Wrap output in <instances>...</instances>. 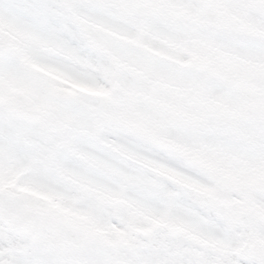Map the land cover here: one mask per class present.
Wrapping results in <instances>:
<instances>
[{
  "label": "flooded vegetation",
  "instance_id": "flooded-vegetation-1",
  "mask_svg": "<svg viewBox=\"0 0 264 264\" xmlns=\"http://www.w3.org/2000/svg\"><path fill=\"white\" fill-rule=\"evenodd\" d=\"M57 1L52 0L54 4ZM185 1L179 8L180 23L172 27L171 0H152L151 9L159 15L161 25L151 35L154 39L143 33V26L136 35L132 19L119 18V12L113 15L111 9L103 7L108 16L101 13L100 25L110 27L100 29L105 59L117 77L129 74L133 82L108 88L112 96L103 97L101 102L74 98L44 108L56 116L39 127L47 130L52 122L66 121L67 133L54 131V137L66 135L73 151L83 150L88 173L117 177L110 183L101 178L102 186L135 191L138 202L149 204L148 224L167 239L166 224L155 225L152 209L160 207L165 197L173 200L179 214L172 225L212 241L199 236L207 231L200 216L203 209L229 213L235 226L247 221L264 229V221L247 212L251 206L264 212V66L257 71L251 66L253 61L264 62V35L254 41L249 38L252 28L264 29V12H255L247 0ZM113 2L129 1L110 0L107 4ZM259 4L264 10V0ZM150 15L144 14L142 25ZM174 38L189 63L186 67L146 53L147 48H154L173 55L164 41ZM252 52L258 54V60H252ZM199 63L209 69H199ZM215 73L230 81L215 78ZM156 79L163 82L155 85ZM80 99L84 104L78 103ZM77 124L91 132L84 141L77 135ZM121 137L144 145L152 154L133 150L120 142ZM87 146L104 151L135 171L127 172L98 159ZM257 161L261 166H253ZM219 196L229 199L227 207L217 203ZM21 197L29 205L39 202L26 194ZM144 217L139 214L134 221H144ZM215 247L212 243L206 251Z\"/></svg>",
  "mask_w": 264,
  "mask_h": 264
},
{
  "label": "rangeland",
  "instance_id": "rangeland-1",
  "mask_svg": "<svg viewBox=\"0 0 264 264\" xmlns=\"http://www.w3.org/2000/svg\"><path fill=\"white\" fill-rule=\"evenodd\" d=\"M109 1L59 0L57 1L58 6L56 2L55 7L45 8L40 13L28 12L30 20L9 21L7 18H0V39L9 41L14 47L13 56L0 62V99L28 109L38 107L36 105L52 108L55 103L71 101L74 95L77 96L78 93L68 86L71 80L99 89L113 86L116 74L107 75L109 66L112 65L110 61L108 66L102 60L98 46L91 41V37L87 36V32H84L87 25L80 21L79 17L86 18L88 24L96 23L101 20V13L107 15L102 12L103 7H107L111 9L113 15L119 12V18L124 16L132 19L135 22V25L131 26L133 33L139 35L143 26V33L150 37L159 30L161 25L159 15L151 9L154 6L152 0H146V3L144 0H128L130 4L124 2L107 4ZM247 1L248 3L252 1L260 3L262 0ZM11 2L12 0H2L0 11H7V6ZM185 5V0H171L169 6L172 7L170 10L172 27L180 23L179 8ZM258 5L261 7L260 4ZM145 13L151 15L145 21L146 24L142 25ZM53 20L59 23L60 30L66 36L76 41L83 55L75 54L56 39L55 29L51 23ZM96 27L100 31L108 26L97 25ZM88 32L91 35L97 31L88 29ZM142 35L144 39V34ZM151 38L154 39V36ZM137 39L139 38H134L133 41ZM165 45L177 55L179 60H182L181 47L175 38L165 41ZM104 48L102 47L103 50ZM257 55L252 52V60H258ZM53 58L69 62L82 71L94 73L96 78L84 80L72 76L60 64L55 63ZM262 63L253 61L251 65L258 67ZM105 93L107 94L106 91ZM54 131L66 134V121L52 122L47 130H43L41 127L20 124L0 112V168H7V162L3 156H8L11 168L20 166L18 171L11 172L10 175L6 170L0 171V185L7 186L15 193L25 194L19 188L23 179L38 183L46 186L45 188L49 189L59 203L55 207L56 201L49 203V199H46L47 202H33V205L48 218L47 230L45 229L38 248H29L23 238L10 233L6 234L0 225V264H165L164 258L167 264H264V237L259 240V237L264 235V229L254 228L244 222L240 224L248 231H239L227 212L217 214L216 211L210 212L204 209L200 212L207 226L203 223L207 231L201 232L200 235L205 237L217 233L213 239L216 241L215 237L218 236L221 239L219 241H222L217 248L205 252L194 250L182 243L166 240L165 235L154 230L153 224L134 221L135 217L140 214L139 212L147 215L149 204L142 205L144 202L139 199V205L138 199L135 198L137 193L131 189L106 191L98 184L99 186L92 187V191H87L88 198L83 203L79 201L75 193L69 194L68 191L62 190L61 186L54 189L51 184L40 179L41 175L38 172L30 169L39 158L43 145L47 141H53ZM76 131L82 141H84L82 135L88 137L91 134L89 130L81 133V126L78 124ZM90 139L93 143L97 142L94 138ZM58 140L65 142L68 138L66 135L58 136ZM65 150L66 147L61 144L59 152ZM67 158L64 157V160L71 162L70 166L73 167V171L87 170L83 161L73 159L68 154ZM54 165L60 170L58 160L54 161ZM25 170L27 173L24 176L18 174L19 171L25 172ZM72 174L69 172V175L72 176ZM78 179L79 174H76L74 179L72 177L71 181L66 178L67 183L71 184L69 188L74 190L78 188L76 185L79 182ZM80 180L84 181V178ZM121 193L124 194L126 200V209L120 213L111 212L108 208L109 202L116 194ZM70 196L75 198L70 200ZM164 199L160 207L159 205L156 208L152 207L156 226L173 224L178 221L179 214L174 210L173 200L170 201L169 197ZM261 199H264V195ZM77 204L80 205L75 210L77 213L75 217L61 219L70 215ZM61 205L68 208L62 210ZM262 206L264 207V201ZM66 220L71 222L68 223ZM140 222L142 224H139ZM87 232H98L104 235L114 247L111 250H97L98 248L77 245L79 235L84 236ZM223 233L232 236L230 237L232 242H224ZM140 246H144L143 249ZM243 249L252 250L254 253L251 252L248 256L249 253H244ZM154 250L162 252L163 261L154 260Z\"/></svg>",
  "mask_w": 264,
  "mask_h": 264
},
{
  "label": "water",
  "instance_id": "water-1",
  "mask_svg": "<svg viewBox=\"0 0 264 264\" xmlns=\"http://www.w3.org/2000/svg\"><path fill=\"white\" fill-rule=\"evenodd\" d=\"M11 53V45L6 41H0V59L10 56ZM0 108L20 119H25L34 123L45 120L47 114L40 111H25L5 101H0ZM113 205L114 207H121L123 205V201L118 199L113 203ZM258 216L259 218H264V215L258 214ZM0 222L5 227H7L9 231L20 233L28 238L31 242L37 241L41 237V215L34 209L27 207L19 198L9 196L3 190H0ZM22 222H24V224L21 226ZM15 226H19L21 230L18 229L15 231ZM168 232L172 237H179L194 246L206 247L205 244L202 246L200 241L186 234L179 228L169 227ZM83 242L96 243L102 246L112 247V245L107 240L99 237L97 234H87L83 239Z\"/></svg>",
  "mask_w": 264,
  "mask_h": 264
},
{
  "label": "snow or ice",
  "instance_id": "snow-or-ice-1",
  "mask_svg": "<svg viewBox=\"0 0 264 264\" xmlns=\"http://www.w3.org/2000/svg\"><path fill=\"white\" fill-rule=\"evenodd\" d=\"M0 2H2V0H0ZM52 7H55V4L52 2V0H12V2L7 6V11H0V18H7L9 21L30 20V17L27 15L28 12L40 13L43 9ZM51 23L55 29L56 39L64 47L69 48L75 54L83 55L76 41L66 36L60 30L59 23L55 20L51 21ZM53 60L55 63L60 64L64 68V70L67 71L70 75L75 76L79 79L92 80L96 78L94 73L82 71L80 68L69 62L59 60L57 58H53ZM73 111L75 112L76 110L73 109ZM120 142L126 144L128 147L132 148L135 151H139L147 155L152 154L144 145H141L127 137H121ZM86 150L89 151L92 155L96 156L98 159L105 161L109 164L116 165L117 167H121L127 172L135 171L131 167L121 164L119 161L115 160L102 150H98L92 146H87ZM173 166L178 165L174 163ZM80 171L83 174L90 175L93 179H101L94 173H88L86 169H81Z\"/></svg>",
  "mask_w": 264,
  "mask_h": 264
}]
</instances>
